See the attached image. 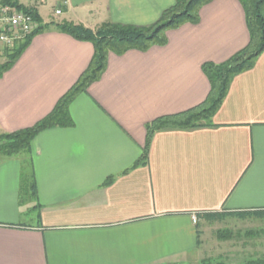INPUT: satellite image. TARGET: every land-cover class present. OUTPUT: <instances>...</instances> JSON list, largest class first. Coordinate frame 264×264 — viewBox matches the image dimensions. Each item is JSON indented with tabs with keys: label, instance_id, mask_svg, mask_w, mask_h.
<instances>
[{
	"label": "crops",
	"instance_id": "crops-1",
	"mask_svg": "<svg viewBox=\"0 0 264 264\" xmlns=\"http://www.w3.org/2000/svg\"><path fill=\"white\" fill-rule=\"evenodd\" d=\"M52 1L54 10L66 2L61 20H42L0 77V137L46 117L92 60L91 43L55 25L146 27L175 0ZM164 36L145 52H110L99 80L70 103L71 127L39 133L28 153L0 154V264L185 263L199 255L205 214L264 212V51L234 77L213 126L156 132L146 164L132 169L145 126L203 103L202 65L248 43L238 0H212L196 24ZM24 178L35 193L22 204Z\"/></svg>",
	"mask_w": 264,
	"mask_h": 264
},
{
	"label": "trees",
	"instance_id": "trees-1",
	"mask_svg": "<svg viewBox=\"0 0 264 264\" xmlns=\"http://www.w3.org/2000/svg\"><path fill=\"white\" fill-rule=\"evenodd\" d=\"M212 0H175L174 4L164 10L156 22L146 27L125 26L113 23L100 25L94 31L81 25L62 22L55 25L58 31L67 34L78 41L89 42L93 46V56L88 68L79 77L77 82L58 100L53 110L33 127L0 137V154L11 157L28 153L32 140L41 132L51 128H69L72 126L68 107L73 99L101 77L106 66L107 55L112 52L122 55L129 50L145 52L153 46L166 44L164 32L178 29L186 23L198 22L199 9ZM240 3L248 32L247 45L221 64L204 63L201 67L206 76L210 90L200 105L178 113L159 117L145 126L146 139L139 158L132 169L146 164L149 148L154 134L162 130H190L213 126L212 119L224 101L229 86L234 77L248 71L256 59L264 51V0H238ZM26 14L32 15L38 24L37 29L30 36L14 45L3 53L4 62L0 65V77L12 67L22 52L29 46L32 38L42 32L47 24H43L36 9L23 8ZM108 180L105 184H108ZM35 193V185L31 179L24 178L20 187V203L28 202ZM264 212L233 213L230 216L248 218L263 216ZM222 215L217 213L205 214L204 218H216ZM198 217V216H197ZM264 236V229L247 231L244 238ZM239 236L230 231H218L220 240ZM177 264V263H169ZM199 264H225L216 259L207 258ZM243 264H264V254L249 255Z\"/></svg>",
	"mask_w": 264,
	"mask_h": 264
},
{
	"label": "rangeland",
	"instance_id": "rangeland-1",
	"mask_svg": "<svg viewBox=\"0 0 264 264\" xmlns=\"http://www.w3.org/2000/svg\"><path fill=\"white\" fill-rule=\"evenodd\" d=\"M53 1L37 5L36 9L43 21L53 25L54 21H59L54 15ZM4 58H0V64ZM200 232V252L199 255L185 263L177 264H199L200 261L212 258L225 264H243L249 255L264 254V237L253 240H246L244 233L247 231H258L264 229V217L239 218L222 215L216 218L202 219L198 226ZM218 231H230L233 235L225 240L217 237Z\"/></svg>",
	"mask_w": 264,
	"mask_h": 264
},
{
	"label": "built area",
	"instance_id": "built-area-1",
	"mask_svg": "<svg viewBox=\"0 0 264 264\" xmlns=\"http://www.w3.org/2000/svg\"><path fill=\"white\" fill-rule=\"evenodd\" d=\"M48 0H0V56L5 50H10L14 45L30 36L37 29L38 24L32 15L26 14L23 8L36 9L37 5ZM66 2L59 4L54 10L55 15L61 14V8ZM37 10V9H36ZM193 224L197 223L195 216L191 217Z\"/></svg>",
	"mask_w": 264,
	"mask_h": 264
}]
</instances>
